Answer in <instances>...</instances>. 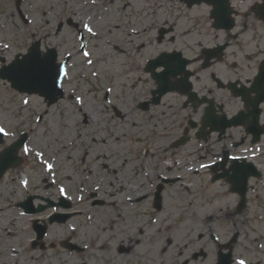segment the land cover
I'll list each match as a JSON object with an SVG mask.
<instances>
[{
    "label": "rangeland",
    "instance_id": "rangeland-1",
    "mask_svg": "<svg viewBox=\"0 0 264 264\" xmlns=\"http://www.w3.org/2000/svg\"><path fill=\"white\" fill-rule=\"evenodd\" d=\"M171 2L178 3V0H115V3L105 0L106 7L101 11L105 19L98 25V35L100 33L109 45L91 37L88 50L97 62L87 69L78 42L68 34L67 28L57 35V13L59 5L66 6L68 15L82 8L84 13L78 12L74 19L79 23L82 21L78 19L79 14L89 17L96 11L99 16L97 9L90 11L72 0H22L21 8L30 21L25 25L16 11V0H0V59L10 63L18 54H26L31 44L38 40L42 49L60 45L62 54L71 52L75 56L73 65L76 68L70 70L71 80L66 89L71 90L69 95L76 91L84 99L83 110L70 99L48 109L43 99L35 95L28 97L30 105L25 106L23 100L26 97L11 91L8 84L0 80V123L13 133L0 145V152L12 144V137L20 131L29 133L27 145L33 150L27 156L23 153L26 162L9 171L0 181V207L10 208L12 203L8 200H20L27 193L56 200L61 196L59 188L64 187L66 197L80 213L64 226H54L47 242L71 238L73 243L85 246L87 253L70 254L59 247L56 252L44 254L50 261L43 264H215L217 247L210 239L212 233L220 237L222 244L238 234L239 241L232 248L235 259L264 264V248H260L264 244V188L253 181L251 185L256 193H248L250 208L239 214L233 213L231 208H235L237 197L229 193L226 185H212L208 176L194 175L191 168L185 170L189 160L180 158L179 154L186 157V149L173 152L172 160L158 164L163 158H169L170 154L165 155L162 149L177 140L181 130L177 125L165 132L167 119L162 120L165 110L161 107L153 114L136 109V96L142 95L140 101L146 99L152 84L147 83L143 70L125 75L131 46L122 44L123 36L127 37L126 32L135 28L141 33L142 40L149 34L154 38L162 25L145 33L151 20L144 16L148 11L147 3H156L160 10L157 16L163 21L162 15L169 10ZM81 3L87 7L90 0L88 3L81 0ZM177 9V17L187 28L191 21L208 13L205 7L192 11L181 8L180 11L176 6ZM5 43L10 47H2ZM150 44L143 55L149 56L165 48L164 44L155 46V39ZM118 47H123L127 55L121 54ZM93 70L100 72L99 77L91 75ZM108 88H112L109 106L114 104L120 108L124 120L104 104L103 96ZM41 115L43 122L37 123L35 118ZM137 138L140 141H136ZM188 145L189 150L192 147L198 149L195 144ZM35 151L45 153L44 158L54 165L53 173L46 171L35 157ZM154 163L159 167L157 174L153 172ZM142 166L150 173L147 179L140 171ZM262 168L264 172V165ZM163 174L180 177L183 181L165 188V208L157 213L152 207V195L154 184L158 182L157 175ZM24 180H28V188L23 187ZM90 192H97L98 199L104 204L92 206ZM80 196L84 199L80 200ZM141 197L145 198L137 203ZM225 213L230 215L224 216ZM259 215L263 217L260 220L257 219ZM207 216L211 218L207 219ZM152 217H156L154 224ZM28 221L21 219V225H11L9 221L5 224L9 229V242L0 228V244L8 242L12 245L7 251L0 250V254L12 258V249L19 251L21 243L29 244L33 234ZM129 247L132 252L127 254L125 250ZM195 255H198L197 259H194Z\"/></svg>",
    "mask_w": 264,
    "mask_h": 264
},
{
    "label": "flooded vegetation",
    "instance_id": "flooded-vegetation-1",
    "mask_svg": "<svg viewBox=\"0 0 264 264\" xmlns=\"http://www.w3.org/2000/svg\"><path fill=\"white\" fill-rule=\"evenodd\" d=\"M61 6L59 5L57 13V35L60 36L65 28L69 35L75 37L73 31L79 35L78 25L74 24L71 18H67L64 13L66 6ZM230 7L231 15L229 17L225 18L224 14L218 16V19L226 24L224 28L216 27L218 23L211 18L212 8H209L207 16L191 21L187 28L186 23L177 17L176 7L171 4V8L162 15L164 17L163 24L157 29L154 38L149 34L145 40H142L139 31L135 34L126 32L125 36L127 37L123 36L122 44L130 45L131 49L127 53L123 47H118V51L121 54H129L127 59L130 61L125 64L128 70L124 72L125 75L141 73L143 70L148 80L147 83L152 84L146 99L140 101L142 95L136 96V109L144 114H153L155 109L161 107L165 110L162 120L167 119L165 132H169L170 128H175L177 125L178 130H181V136L162 149L165 155L170 154L169 158H163L158 164L165 160H172L173 152H181L186 149V157L185 154H179V157L187 158L193 163L187 164L185 167L208 164L209 167L203 168L200 174L202 177L208 176L212 185H226L229 193L237 197L236 206L231 209L233 213H239L238 206L241 197L239 192L233 191L232 187L246 183L247 191L243 209L246 210L250 208L251 204L248 193L254 190L251 184L253 181L257 182L264 178L262 168L264 165V0H233ZM146 10L148 11L144 12V16L151 20L149 26L145 28V33L153 31L162 22L158 18L160 16H157L160 14V10L156 3L153 5L147 3ZM230 23L232 27H228ZM163 29L169 33L159 42L158 36ZM149 38L150 40H148ZM154 39L155 46L164 44L165 48L157 50L153 47L157 51L149 56L143 55L144 50L151 46L150 43ZM98 40L105 46L109 45L104 37ZM82 42L85 43V40ZM57 50L59 59L62 61L64 58L61 56L60 45L57 46ZM162 55H170L168 58L171 59L168 63L172 66V71L169 72L165 81L159 79L162 75L159 69H163L164 65L158 67L154 62L153 66V61ZM69 58L68 71L73 56ZM93 61L92 66L87 67L86 64L84 66L87 69L92 68L97 60L93 59ZM70 68L74 69L76 66ZM165 70L167 71V69ZM165 88L170 91L160 96L161 91ZM125 95L126 98L127 94ZM131 95L133 96V94ZM159 97L160 102L155 105V101ZM110 99L111 93L104 94L103 102L108 107L110 106L107 101ZM110 108L115 116L124 120L123 111L120 108L114 104H111ZM229 123L231 125H228ZM184 135L188 136V143L183 147L175 148V143L180 141ZM256 139H258L257 143ZM194 140L201 144L199 151L193 147L191 150L187 149L188 144ZM136 141H140L139 138ZM234 156H239L241 159L233 160ZM157 165L153 164V172L156 174L159 170ZM252 166L258 169L261 178L249 175L252 173ZM148 168L150 169V167ZM140 171L143 177L146 179L149 177L150 173L147 168L142 166ZM157 179L158 184L152 195V207L155 212L157 187L162 186L161 197L163 199L162 206H164L165 188L171 186L165 185L164 181L174 178L163 174L157 175ZM28 196L32 197V207L39 206L37 197L40 196H30L27 193L20 200H8L7 202L12 203L10 208L0 207V228L6 235L7 241L9 240V229L5 224L8 221L11 225L17 223L21 225V219H29L28 226L33 234V239L28 245L24 246L21 243L18 247L19 251L12 249V258L1 253L0 264H43L50 261V259L44 258L45 253L56 252L59 247L61 248V244L47 243L45 239L39 244L34 242L33 222L38 220V225L45 224L47 217L44 219L43 215L38 216L37 214L29 216L21 210V204L29 198ZM144 198L137 199V203H140ZM20 211L24 213V217L20 216ZM229 215L225 213L224 216ZM206 218L210 219L211 217L207 216ZM52 227H49V230ZM210 230L212 229L210 228ZM23 231L20 232L23 233ZM8 242L0 244L1 252L12 246L8 245ZM220 246H217L218 252ZM20 250L26 251V253L21 254ZM8 259L13 260L7 261Z\"/></svg>",
    "mask_w": 264,
    "mask_h": 264
},
{
    "label": "snow or ice",
    "instance_id": "snow-or-ice-1",
    "mask_svg": "<svg viewBox=\"0 0 264 264\" xmlns=\"http://www.w3.org/2000/svg\"><path fill=\"white\" fill-rule=\"evenodd\" d=\"M86 3L89 2V0H85ZM113 3H115V0H112ZM91 5H96L97 0H90ZM47 15V13H45ZM91 19V18H90ZM50 22V21H49ZM82 30L89 34L93 38H98V31L94 30V27L92 24L88 22H84L82 24ZM132 33H136V29H132ZM79 40L84 41L85 36L79 35ZM4 48H9L10 45L5 43L2 45ZM146 47V45H145ZM79 50L80 54L85 58V64L87 66H92L94 64V61L92 59L93 53L88 50V44L81 42L79 44ZM72 53L69 52L68 56L71 57ZM171 58H162L160 63L164 64L163 69H159L161 71L162 75L159 77L162 81H165L169 72L172 71V66L168 63V61ZM182 67V66H181ZM167 69V71L165 70ZM9 71L13 72V75L19 80L20 85L22 87V90H28V91H38V86L45 84L49 79L51 82V89H62L64 85L65 79L69 76V72L67 70L66 65L61 62L56 52H49L47 48L40 49L39 46L37 50L34 52V54L23 58L22 60H18L16 64L12 66V69ZM174 74V73H173ZM93 77H99L100 72L99 71H93L91 73ZM107 92L110 94L112 92V88H108ZM54 94V93H53ZM73 99L75 100V103L80 106V109L83 110L84 105V99L82 96L73 94ZM107 103H111V100H108ZM23 105L29 106L30 105V99H24ZM37 123L43 122V116H37L36 118ZM13 135V133L6 129V127L0 123V136H9ZM66 147V145H65ZM33 150L29 148L27 144L23 145V153L24 155H29ZM35 157L40 161V163L44 166L46 171L48 173L54 172V165L53 163H50L48 159H45V153L43 151H35L34 152ZM233 160H240L241 157L234 156L232 157ZM201 168H208V164H201ZM23 187L28 188L29 182L27 180L22 181ZM99 189H97L98 191ZM59 193L61 196H67V191L64 187L59 188ZM80 200H83L84 197L80 196ZM129 200L131 197L128 198ZM21 215H24V213H21ZM89 220H91V217H88ZM155 223V221H153ZM171 230V228H169ZM141 235H143V229H141ZM214 239L216 241L220 240L219 236H214ZM261 248H264V244L260 245ZM236 264H247L246 260L239 259L236 261Z\"/></svg>",
    "mask_w": 264,
    "mask_h": 264
},
{
    "label": "water",
    "instance_id": "water-1",
    "mask_svg": "<svg viewBox=\"0 0 264 264\" xmlns=\"http://www.w3.org/2000/svg\"><path fill=\"white\" fill-rule=\"evenodd\" d=\"M191 4H194V3H201V2H210V0H185ZM227 1L224 2V4L226 3ZM39 45L37 46H34L33 49H31V51L29 52V54L25 57H28L32 54H34V52L37 50ZM24 57V58H25ZM20 60V59H18ZM17 60V61H18ZM15 61L11 66L3 69L1 72H0V77L3 78V79H7L9 80L12 84H13V87L18 89L19 91L21 92H27L29 94H32V93H38L40 94L41 96H45L47 99H50L51 100V103L55 102L56 99H57V94H58V89L56 90H52L51 89V82H50V79L45 83V84H42V85H39L38 86V91H28V90H22V87L20 85V82L19 80L13 75V72L9 71L10 69H12V66L14 64H16ZM54 93V94H53ZM2 141V136H0V142ZM23 144V141L20 142L19 144H17L15 147H13L8 153L4 154L3 157L0 158V170H6L9 166V162L13 159L12 157L17 153V150L18 148ZM7 165V166H6Z\"/></svg>",
    "mask_w": 264,
    "mask_h": 264
},
{
    "label": "bare ground",
    "instance_id": "bare-ground-1",
    "mask_svg": "<svg viewBox=\"0 0 264 264\" xmlns=\"http://www.w3.org/2000/svg\"><path fill=\"white\" fill-rule=\"evenodd\" d=\"M125 251H126L125 253L129 254L130 252H132V248H131V247H129V248H128V249H126Z\"/></svg>",
    "mask_w": 264,
    "mask_h": 264
}]
</instances>
